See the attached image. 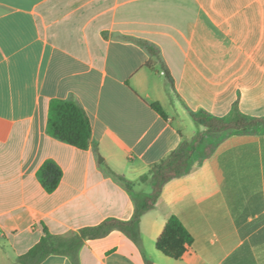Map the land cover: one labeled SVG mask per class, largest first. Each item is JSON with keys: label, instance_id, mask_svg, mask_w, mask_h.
Masks as SVG:
<instances>
[{"label": "crops", "instance_id": "0c3cea01", "mask_svg": "<svg viewBox=\"0 0 264 264\" xmlns=\"http://www.w3.org/2000/svg\"><path fill=\"white\" fill-rule=\"evenodd\" d=\"M137 40L159 48L174 88ZM71 98L91 121L87 151L48 133L51 101ZM236 104L264 117V0H0V264L45 228L67 238L129 221L132 196L108 170L149 193L139 179L203 130L189 112L225 117ZM48 160L63 170L54 193L38 177ZM172 216L194 239L180 260L156 247ZM141 237V248L120 231L89 240L80 263L264 264V135L231 136L169 182Z\"/></svg>", "mask_w": 264, "mask_h": 264}, {"label": "trees", "instance_id": "16d2710c", "mask_svg": "<svg viewBox=\"0 0 264 264\" xmlns=\"http://www.w3.org/2000/svg\"><path fill=\"white\" fill-rule=\"evenodd\" d=\"M136 42L154 58L146 66L155 70L158 65L159 71L164 73L168 83L174 88V79L159 48L143 40ZM150 107L163 119L168 120L159 103H152ZM189 113L203 130L193 139L183 140L177 149L161 162L152 165L149 172L139 179L138 183L150 186L149 193H137L136 182L108 170L109 174L132 196L135 210L129 221L110 218L98 226L83 228L76 235L67 238L54 236L45 228V236L26 254L20 256L15 264H42L51 256H64L69 258L72 264H81L80 252L85 243L89 240L105 238L113 231L122 232L141 248L142 218L156 208L163 189L169 182L189 175L197 163L203 164L210 159L217 148L231 136L264 135V117L245 115L237 104L225 117H216L203 110ZM48 133L55 139L82 151H87L92 145L93 130L90 118L75 98L51 101ZM38 177L44 190L47 193H54L63 178V170L55 161L48 160L39 169ZM193 243L192 235L182 222L172 216L157 239L156 247L166 256L180 260L189 253ZM146 264L152 263L147 260Z\"/></svg>", "mask_w": 264, "mask_h": 264}, {"label": "rangeland", "instance_id": "374dc122", "mask_svg": "<svg viewBox=\"0 0 264 264\" xmlns=\"http://www.w3.org/2000/svg\"><path fill=\"white\" fill-rule=\"evenodd\" d=\"M197 128H198V126H197Z\"/></svg>", "mask_w": 264, "mask_h": 264}]
</instances>
